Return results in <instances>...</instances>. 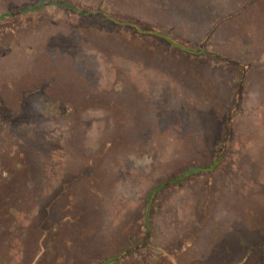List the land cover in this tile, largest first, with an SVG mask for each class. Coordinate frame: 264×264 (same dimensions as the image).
Listing matches in <instances>:
<instances>
[{
	"label": "rangeland",
	"instance_id": "374dc122",
	"mask_svg": "<svg viewBox=\"0 0 264 264\" xmlns=\"http://www.w3.org/2000/svg\"><path fill=\"white\" fill-rule=\"evenodd\" d=\"M2 93H12L14 101L22 95V116L29 111L41 121L35 134L0 139L7 164H0V264H116L118 258L121 264L126 257L125 264H264V238L256 231L264 232V193L257 183L264 175L245 180L244 188L236 180L239 195L258 190V205L263 201L244 222L238 215L248 213L246 203L238 193L232 198L235 182L217 172L209 193L201 187L203 175L189 179L193 196L185 183L163 186L168 165L217 155L194 146L202 140L208 146L219 140L224 157L230 156L222 166L230 163L239 177L249 176L254 161L264 163V0H0ZM99 97L123 103L132 114L108 127L107 105L93 106ZM71 104L80 107L79 136L71 120L53 117ZM226 120L229 137L223 139L219 126ZM107 129L123 140L108 145L111 153L100 142ZM132 138L139 141L125 149ZM84 152L94 155L85 161L87 184L58 190L61 202L68 201L55 206L68 210V234H46V227L36 237L35 222L22 218L7 231L10 223L2 214L8 205L22 201L19 197L35 201L37 180L30 169L37 168V156L46 154L59 170L61 161L65 167L64 161L71 164ZM109 171L112 194L106 192L109 183L100 181ZM219 183L229 194L223 190L221 197ZM42 185L48 186L47 179ZM101 198L114 203L102 205ZM193 208L200 212L198 226L186 212ZM43 211L52 216L47 205ZM249 219L252 234L244 233Z\"/></svg>",
	"mask_w": 264,
	"mask_h": 264
},
{
	"label": "trees",
	"instance_id": "16d2710c",
	"mask_svg": "<svg viewBox=\"0 0 264 264\" xmlns=\"http://www.w3.org/2000/svg\"><path fill=\"white\" fill-rule=\"evenodd\" d=\"M135 27H136V25H135ZM136 29H138V28L136 27ZM139 30L140 29H138V32H140ZM223 34H225V33H223ZM225 38L229 39L226 34H225ZM221 61H224V59L222 58ZM231 62L233 63V66H235V65L241 66V63H239V62H235V61H231ZM242 68L245 69L244 65H242ZM243 82H244V78H241L240 83L242 84ZM112 91H114V90L112 89ZM89 94H92V93H89ZM11 95H13V94L12 93H10V94L2 93V95L0 96V139L2 138L3 135H6L7 133L10 134V138H11V137H14L18 133L19 134H29V133L35 134L36 132H39L40 129H39L37 121H41V116L37 115V118L35 120L32 117L31 113L28 111V112L24 113L27 115V117H23L22 113L24 110L19 109L20 108L19 103H20V100L22 98V95L16 97L15 101ZM257 98H258V96H257ZM103 99H106V98L105 97H99V99L97 98V102L93 106L96 107L98 105L100 107L101 106L104 107L105 105H107V108L109 109V115L107 116V119L111 122V123H108L110 125L107 124L108 127H111L112 126L111 124L115 125L119 121V118H120V121L122 124L123 117H125L127 114H132L133 109L126 108V105L123 106L124 105L123 103L122 104H119V103H113L112 104L110 102L109 103H107L105 101L102 102ZM23 109H25V108H23ZM92 109H95V108L90 107V110H92ZM16 110H17V113L15 112ZM237 110H238L237 104L235 105V107L230 109L229 113L232 111L230 113V115L232 117V118H230V120L235 119L234 115H235V112H237ZM57 111L59 114L57 116H55V115L53 116L55 118V120L64 119V118L71 120L70 121L72 124V130L71 131L75 132V134L77 136H79L78 134L82 130V126H83L82 122H80V118L78 116V112L80 111V107L76 106L75 104H71L70 106H68L66 108H62V110L57 109ZM200 112H196V113H200ZM194 115H198V114H194ZM230 120L223 121L221 123V125L219 126V131L222 132L223 139H226L227 137H229V131L227 129V122H229ZM31 122H34V124H33L34 128L30 131V129L28 130V128H29ZM3 123H6V124L1 129V126ZM108 127H105V128H108ZM73 128H76V129L74 130ZM223 131H225V135H224ZM43 132L46 135L45 131H43ZM106 134H107V136H106ZM113 134H114V132L112 133L108 129L103 131V138L100 141L101 144L102 143L104 144V148L106 151H108V153L112 152L110 149L108 150V148H109L108 145L112 144L113 146H115V143L123 141V140L121 141V139H114ZM108 135H112V136L108 137ZM217 135H219V133H217ZM193 140L195 141L196 138L194 137ZM137 141H139V140L134 139V138L129 139L126 142V147H124V148L126 149L129 146L132 147L133 143L135 144V143H137ZM213 143L214 144H211V146L210 145L208 146L207 143H204L202 140L200 144L194 145V146L201 149V151L209 150L210 154L215 153V155L217 154L216 156L208 155L209 156L208 159H207L208 156L194 157L187 162H182L180 165H176V166H170L171 164L168 165L167 166L168 170L164 169V171H165L164 174H167L166 178H168V177L169 178L164 182L163 186L166 184L167 185H175V184L177 185V184L185 183L186 184L185 185L186 193H188L190 196H193L192 195V189L195 186L190 185L192 181H189V179H190V177L195 176V175H203L206 179V183H202L201 187L203 188L205 193H209L210 188H208V185H211L213 174H215V172H217V175L222 176V178H224L223 176L227 177L225 179V181L230 179V180H233V182H235L233 188H232V184L230 185V188H231L232 194H233L232 198H233L234 196L237 195V193L239 195V191H238L239 190L238 189L239 188V182H238V184L236 183L237 179L239 180V178H240V180H243V182L240 183V186L242 188H244L243 185L245 184V180H255L256 181L262 175H264V163L261 161L260 162L261 166H260V165H258V160H257L256 162L255 161L253 162L254 164L252 163L253 165H251L250 166L251 168L247 171L249 176L244 177V174H242V177H241V175H240V177H239V175L237 176L236 175L237 173L233 172V170L231 169L230 163H229L228 167L227 166L223 167L221 164L222 160L228 161L230 159V156H228V155H226V157H224L225 156V154H224L225 147L223 146V144L220 145L219 140H216V138L213 139ZM203 144H205L206 148L203 147ZM217 144H218V148L213 149V147H215ZM246 151H249V148L246 147ZM227 152L228 151L226 150V153ZM253 152H254V155L257 156L258 159L262 158L263 154L258 155L256 150L255 151L253 150ZM84 155H85V157H84ZM84 155L83 154L81 155V159H79V158H77L76 160L74 159L71 164H67L68 163L67 160H66V162L64 161L65 167L63 166L62 161H61L60 162L61 165L57 164L61 167L59 170H56L53 168L56 165L52 163V160L48 159L46 154L38 155L37 156L38 157L37 158L38 163L36 166L37 168L36 169L35 168L30 169L31 171L34 172V175H35L34 179L37 180L36 188L34 189L35 190V193H34L35 201H34V203H29V202H25L24 197H19L20 199H22V201L19 200L18 202H16V205H12V206L8 205V211H6V214L5 213L2 214L4 216L6 215L5 219L7 218L6 219L7 222L9 221V223H10L9 226L7 225V231L13 232L12 231L13 230L12 225H14V222L17 219L22 218L25 220H31V221L35 222V230L37 231L36 237L38 236L40 231H42L46 227H49V231L44 232L46 234L53 232L56 236H59V237H63L65 235H67L68 234V231L66 229L67 225L64 222L67 218L66 213L68 212V210L65 211L64 209H61V208L55 207V206L67 205L68 201L63 197L64 200H66L67 202H64V200L61 202V197L59 198V196H58L59 195L58 190H59L60 186H61L62 191H64L65 189H68L70 186H75L74 182L77 184V189L82 184H87L86 182H84V180L86 178L89 179V173L90 172H87V170L85 171V168L87 165V163H85V161H86V157H87V160H89V159H92V156H94V155L93 154L89 155V154H87V152H84ZM5 159L6 158L3 157V155L0 157V164L2 165V167H6V165H7ZM196 159L199 162H194V163L191 162V161H196ZM246 159H248V158H246ZM210 160H212V162H210ZM175 162H177V161H175ZM197 163H199V165H197L196 167H192V166H195ZM9 164H10V162H9ZM231 164H233V163L231 162ZM243 167L245 169L244 165H243ZM11 168H16L15 164L11 165ZM178 168L182 169L180 171L182 173L179 172L180 173L179 174L177 172V175H176V173H174V172ZM52 169H54V170L52 171ZM230 170H231L233 176H230L231 175ZM58 171H60V172H58ZM237 171L240 172L241 167ZM50 172L55 173L58 176V178L50 180V178H51ZM46 174H47V176H46ZM113 177H114L113 173L109 171V173L106 172L100 180L101 182H104L106 185H108V183H109V185H108L109 189H108V191H106L108 193L110 192L109 194H112V192H113V187H114V186H112ZM45 179H47V181H48V186L44 188V185H42V184H43ZM26 182H27V179H26ZM56 182H58V183H56ZM55 183L57 185L56 188H55L56 185L54 186ZM223 183L218 184V187L220 189H222L221 197L224 195L223 190L226 191L227 194H229L228 186H223ZM257 183H259V190L262 191V194H263L264 193V182L260 183V180H259V182H257ZM212 184H214V183L212 182ZM50 185L54 186V191H52V192H51V190H48ZM163 186L160 185L159 188H155L153 193L161 190ZM51 189H52V187H51ZM183 189H181L182 190L181 192H184ZM25 191L30 192L33 190L26 188ZM257 192H258V190L257 191L253 190V192L247 191L245 193L241 192V194L239 195V198H242L245 201V203H246L245 210L248 213L239 214L238 220H240V221L242 220L244 222V219L246 216L252 215L251 211H256V210L259 211L261 209L263 201H261L260 205H258V203H257L258 193ZM151 195H152V193H151ZM151 195H150V200L152 198H154V195L153 196H151ZM155 195H156V193H155ZM90 197L93 198L96 196L90 195ZM218 197H220V196L218 195ZM92 198L86 199L85 202L91 204L90 202H91ZM59 200H60V202H58ZM187 202H189V200H187ZM69 203H72V202H69ZM73 203H74V201H73ZM99 203L102 205H105L107 203H114V202H112V199L111 200H105V199L101 198L99 200ZM223 204H224V202H223ZM44 205H47V207L49 209H51V215L52 216H48L47 213L43 216V213H44L43 206ZM146 206H147V204H146ZM199 207H198V209H199ZM211 207L214 210L215 209L224 210V208H220L214 204ZM147 208L151 209L150 206L149 207L147 206ZM12 209H15V211L13 210L14 211L13 212ZM88 210L95 213L94 212L95 208H93V207H92V209L88 207ZM183 210L185 212V207L183 208ZM186 212H189L190 218L195 223V225L198 226V224H199L198 215H200V212L198 213V210L196 211V210H194V208L191 209L190 211L186 210ZM145 214H146V212H145ZM150 215H151V213L149 214V216ZM202 215H203V213H202ZM208 216H209V218L214 220V217L212 216L211 212ZM148 219H149V217H148ZM258 221L260 222L261 220L258 219ZM148 223H149V227L153 228V227H151V220L150 219L148 220ZM250 224L251 223H250V219H249V226L247 228H245L244 233L252 234L253 229L250 226ZM19 226H21V225H19ZM150 228L148 229V231L151 233L152 230ZM60 230H63V233L61 235L59 234ZM257 230H258V233H261L260 236L264 238L263 230L260 228L256 229V231ZM36 237H35V239L37 241ZM148 238H149V236H148ZM4 240H7L6 235H4ZM20 253L22 254V250ZM126 259H127V257L124 258V260H123L124 262L121 264H125L127 262ZM119 260H120V258L115 259L114 262L117 264ZM76 264H78L77 261H76Z\"/></svg>",
	"mask_w": 264,
	"mask_h": 264
}]
</instances>
